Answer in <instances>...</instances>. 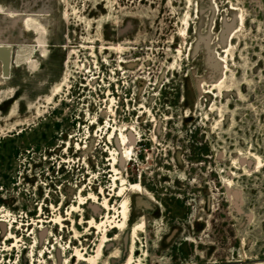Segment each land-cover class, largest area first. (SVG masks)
<instances>
[{
    "label": "rangeland",
    "instance_id": "1",
    "mask_svg": "<svg viewBox=\"0 0 264 264\" xmlns=\"http://www.w3.org/2000/svg\"><path fill=\"white\" fill-rule=\"evenodd\" d=\"M0 43V264H264V0H0Z\"/></svg>",
    "mask_w": 264,
    "mask_h": 264
},
{
    "label": "water",
    "instance_id": "2",
    "mask_svg": "<svg viewBox=\"0 0 264 264\" xmlns=\"http://www.w3.org/2000/svg\"><path fill=\"white\" fill-rule=\"evenodd\" d=\"M13 49L8 44L0 43V75L2 79L10 77Z\"/></svg>",
    "mask_w": 264,
    "mask_h": 264
},
{
    "label": "bare ground",
    "instance_id": "3",
    "mask_svg": "<svg viewBox=\"0 0 264 264\" xmlns=\"http://www.w3.org/2000/svg\"><path fill=\"white\" fill-rule=\"evenodd\" d=\"M240 20V19H239ZM235 38V37H234ZM220 62V61H219ZM222 66V65H221ZM223 66H224V64H223ZM1 67V66H0ZM121 138H122V144L124 145V146H126L127 148H129L130 146H131V141H129V139H127V137L126 136H123V135H121ZM127 150V149H126ZM127 152V151H126ZM91 197V196H90ZM88 198V197H87ZM128 200V199H127ZM79 201V200H78ZM126 203V202H125ZM104 205H105V203H104ZM103 205V206H104ZM125 206V205H124ZM124 206H122L123 207V210H122V212H121V214L123 213V218H124V220L127 218V212H126V208H124ZM106 208V207H105ZM71 210V209H70ZM130 211V210H129ZM104 221V220H103ZM119 226H121V227H119V228H123V226H124V224H118ZM141 226V225H140ZM99 227V226H98ZM126 227V226H125ZM125 229V228H124ZM133 229V230H132ZM138 229H140V227L137 225V226H135L134 228H131V230L130 231H132V238L131 239H134L135 238V236H136V232H137V230ZM98 230V229H97ZM75 235V234H74ZM105 239V238H104ZM102 242H104V243H106V239L104 240V241H102ZM133 242V241H132ZM103 243V244H104ZM131 245H132V243H131ZM130 245V246H131ZM101 246V245H100ZM108 246H106V248H107ZM103 248V247H102ZM43 249V248H42ZM100 249V248H99ZM131 249V248H130ZM45 250V249H44ZM77 251H79V250H77ZM131 251V250H130ZM129 251V252H130ZM76 252V251H75ZM133 252V251H132ZM84 253V252H83ZM134 253V252H133ZM97 254V253H96ZM75 255V254H74ZM131 255H132V253L130 254V257H131ZM75 257V256H74ZM76 257H78V260H86V259H83L82 257H81V255L80 254H78L77 253V256ZM101 257V256H100ZM112 257V256H111ZM56 258V257H55ZM97 258V257H96ZM100 259H102V258H100ZM112 260V259H111ZM115 260V259H114ZM93 261V260H92ZM95 261V260H94ZM132 261V257L129 259V262H131ZM64 262H66L67 263V261H64ZM83 262V261H82ZM86 262H87V260H86ZM81 263V262H80ZM93 264H94V262H92ZM99 263V262H98ZM77 264V263H76ZM87 264H89L88 262H87Z\"/></svg>",
    "mask_w": 264,
    "mask_h": 264
}]
</instances>
